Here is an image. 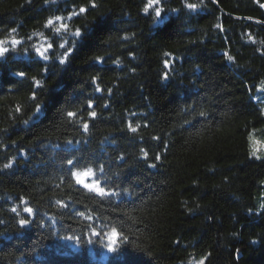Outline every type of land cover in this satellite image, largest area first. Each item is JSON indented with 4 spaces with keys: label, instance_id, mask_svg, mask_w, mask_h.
<instances>
[{
    "label": "trees",
    "instance_id": "1",
    "mask_svg": "<svg viewBox=\"0 0 264 264\" xmlns=\"http://www.w3.org/2000/svg\"><path fill=\"white\" fill-rule=\"evenodd\" d=\"M147 4L0 0V264H264V0Z\"/></svg>",
    "mask_w": 264,
    "mask_h": 264
},
{
    "label": "snow or ice",
    "instance_id": "2",
    "mask_svg": "<svg viewBox=\"0 0 264 264\" xmlns=\"http://www.w3.org/2000/svg\"><path fill=\"white\" fill-rule=\"evenodd\" d=\"M162 0H148V4L145 6V8L143 9V11L145 13H147L149 11V9L151 8L154 12V17L152 19V22L153 24H158L160 25L162 20H163V17H164V10L159 6L161 4ZM93 7H95V5H93ZM261 7H264V5H261ZM186 8L189 9V10H196L197 9V4L195 3H188L186 5ZM81 13H84L86 11L85 8L81 7L80 10H79ZM62 19V17L60 16H57L55 17V20L56 21H60ZM54 24V21L53 19H49L47 21V24L45 25L46 27L48 26H52ZM219 27V26H218ZM67 28V25H64V24H61V26L59 28H56L55 31L57 33H59L61 31V29H66ZM13 32L16 31L15 28L12 29ZM73 37L76 38V37H82V33H81V30L79 28L76 29V31L74 32L73 34ZM79 41H76V43H78ZM12 45L15 46L16 44H18L19 42L18 41H11ZM3 42L0 41V45H2ZM53 47L52 44H48L47 45V49H51ZM61 48H64V45L61 44L60 45ZM46 49V50H47ZM35 52L36 54L38 55V57H42L43 58V61H48L49 57L48 55L45 54V51H41V49L39 47H37L35 49ZM71 52H72V49H67L64 53L65 57L67 56H70L71 55ZM9 53V48L8 47H3V46H0V58H3L5 57L7 54ZM227 59L228 61H232L233 60V57L231 55H228L227 56ZM96 62L97 63H102L103 62V58L101 57H97L96 58ZM59 63L61 65H64L66 63V59H61L59 61ZM117 64H119L120 62L119 61H116ZM165 67H168V61H165ZM16 75L18 77H25L26 76V73L24 71H20L18 73H16ZM168 78V74L165 73L164 74V79L167 80ZM96 80L97 78L96 77H93L92 78V82L93 83H96ZM96 92L99 93L102 91V89H100L99 87H96ZM109 93H111V89L108 90ZM87 107L88 108H92L93 107V104L91 101H89V103L87 104ZM105 107H107V105H105ZM42 111V108H40L39 106L37 107V115H39V113ZM69 117H74L76 115V113L74 112H68L67 114ZM89 117H92V118H95L97 116V113L95 111H90L88 113ZM200 115H205L204 112H201ZM129 128L131 129V131L133 133H135L137 131V128H134V127H131V123H129ZM83 129L84 131H88L89 129V124L88 123H84L83 124ZM71 143V142H69ZM256 145H260V147H264V143L260 142V141H253V150H252V153L251 155L253 156H256L257 159H259L260 157L256 155L257 153V148H256ZM143 151V150H142ZM144 158L147 159V152L144 153ZM155 159L157 161L160 160V156L157 155L155 157ZM78 161L76 160H73L71 158H69L67 160V164L69 166V169L68 171L70 172L71 176L75 179L76 183L78 185H83L84 188H87V189H94L100 196H105V195H108V193H106L105 189L103 187H97L96 185L94 184H88V183H85V178L86 177H91L94 175V172H93V169L89 168L87 169L86 171L84 172H73L72 171V168L77 164ZM5 167H8V165H5ZM148 167H152V168H155L156 165L155 164H149ZM101 171H103V168L101 167L100 169ZM98 183V182H97ZM13 212H16V209L13 208L12 209ZM25 212L27 213H32L33 212V209L32 208H25L24 209ZM19 224L20 226L23 228L24 226L28 225L29 224V221L27 219H20L19 220ZM118 234L115 232V230H113V238H112V241L111 243L109 244V247H108V251L110 252H115L117 251V248L114 246L115 244V238ZM255 242V241H254ZM201 264H203V261L201 262Z\"/></svg>",
    "mask_w": 264,
    "mask_h": 264
},
{
    "label": "rangeland",
    "instance_id": "3",
    "mask_svg": "<svg viewBox=\"0 0 264 264\" xmlns=\"http://www.w3.org/2000/svg\"><path fill=\"white\" fill-rule=\"evenodd\" d=\"M0 46H2V45H0ZM262 85H263V84H261L260 87H258V89H259V91L261 92V94L264 95V87H263ZM256 148L259 149L260 146L256 145ZM84 171H86V170H83V171H77V172H84ZM85 183H88V184H94V185H96V186L98 187V185H97V184L95 183V181L93 180V176H91V177H86V178H85ZM92 190H94V189H92ZM112 238H113V232L105 237L107 247H109V244L111 243ZM115 240H116V238H115ZM106 249H107V250H105V252H104V254H103V257H105L106 254L109 252V251H108V248H106ZM201 262H202V260H200V261H195V260H194V261H191L189 264H201Z\"/></svg>",
    "mask_w": 264,
    "mask_h": 264
}]
</instances>
